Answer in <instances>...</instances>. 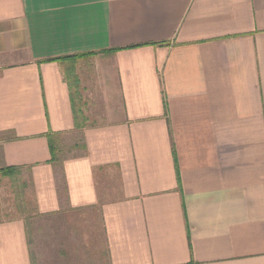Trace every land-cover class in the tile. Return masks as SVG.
<instances>
[{
  "label": "crops",
  "instance_id": "crops-1",
  "mask_svg": "<svg viewBox=\"0 0 264 264\" xmlns=\"http://www.w3.org/2000/svg\"><path fill=\"white\" fill-rule=\"evenodd\" d=\"M69 72L103 124L76 127ZM7 168L31 210L0 222V264L77 218L101 264H264V0H0Z\"/></svg>",
  "mask_w": 264,
  "mask_h": 264
},
{
  "label": "rangeland",
  "instance_id": "rangeland-1",
  "mask_svg": "<svg viewBox=\"0 0 264 264\" xmlns=\"http://www.w3.org/2000/svg\"><path fill=\"white\" fill-rule=\"evenodd\" d=\"M72 73H68L69 79H71ZM73 85L76 87L77 84L73 83ZM76 89L80 126L86 128L103 124L102 110L96 106L93 99L83 96L79 84ZM54 147L57 150L58 159L62 161L77 155L78 148L82 150L83 139L80 134L76 137L65 136L59 138ZM22 185L18 178L10 180L0 177V222L18 217H28L30 214L31 193L28 188ZM77 220L79 224L73 219H62L53 222L46 228L42 226L47 224L39 225L41 227L37 229V241L41 244L39 257L35 258L37 264H101L99 242L102 243V235L96 236L91 223L80 218ZM35 227L37 228V224ZM49 227L52 229H48ZM32 231L34 232V229ZM102 262L107 264L105 258Z\"/></svg>",
  "mask_w": 264,
  "mask_h": 264
},
{
  "label": "trees",
  "instance_id": "trees-1",
  "mask_svg": "<svg viewBox=\"0 0 264 264\" xmlns=\"http://www.w3.org/2000/svg\"><path fill=\"white\" fill-rule=\"evenodd\" d=\"M69 58H78V57H66V58H57V59H53L54 61H62V60H67V59H69ZM69 80H74V81H70V84H71V86H74L73 85V83L75 84H77L76 85V87L78 86V84H79V81H78V77L76 76V74L75 73H72V75H71V79H69ZM76 87H74V89H76ZM73 88V87H72ZM76 91H77V89H76ZM74 97H76V93L74 92ZM76 103H77V98H75V105H76ZM78 109V107H77V105H76V110ZM76 127L79 129H82V127L80 126V122H79V118H78V113H76ZM55 139L56 138H54V139H51L50 138V142L52 143H50V148H51V152H52V161L53 162H57V161H59V159H58V155H57V150H56V148L54 147V145H53V143H56L55 142ZM16 173V169H14V168H7V169H2L1 170V176L3 177V178H6V177H8V176H10V175H12V174H15Z\"/></svg>",
  "mask_w": 264,
  "mask_h": 264
}]
</instances>
